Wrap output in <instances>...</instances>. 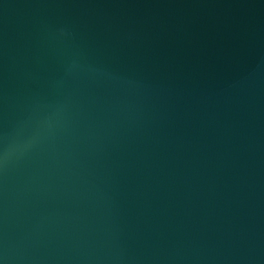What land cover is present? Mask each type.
Listing matches in <instances>:
<instances>
[{
	"label": "water",
	"instance_id": "1",
	"mask_svg": "<svg viewBox=\"0 0 264 264\" xmlns=\"http://www.w3.org/2000/svg\"><path fill=\"white\" fill-rule=\"evenodd\" d=\"M0 264H264V0H0Z\"/></svg>",
	"mask_w": 264,
	"mask_h": 264
}]
</instances>
